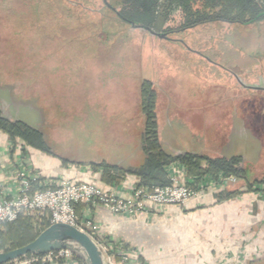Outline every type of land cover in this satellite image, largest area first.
<instances>
[{
    "label": "rangeland",
    "instance_id": "374dc122",
    "mask_svg": "<svg viewBox=\"0 0 264 264\" xmlns=\"http://www.w3.org/2000/svg\"><path fill=\"white\" fill-rule=\"evenodd\" d=\"M118 2L0 0L3 115L40 129L55 155L61 150L70 159L92 157L93 149H86L88 138H94L95 130L113 125L107 122L110 118L118 120L114 113L135 78L141 75L139 86L144 79L152 81L160 57L166 67L161 78L156 75L152 81L155 88L158 83L175 82L182 102H198L193 108L197 133L186 134L181 120L167 132L169 140L214 158L243 156L250 179L263 178L264 23L210 22L178 30L182 16L176 12L162 28H152L167 36L160 38L122 21ZM180 109L188 110L185 105ZM136 127L129 126L133 133ZM119 147L122 153L124 147ZM229 186L246 190L238 178ZM34 228L37 231V222Z\"/></svg>",
    "mask_w": 264,
    "mask_h": 264
},
{
    "label": "crops",
    "instance_id": "0c3cea01",
    "mask_svg": "<svg viewBox=\"0 0 264 264\" xmlns=\"http://www.w3.org/2000/svg\"><path fill=\"white\" fill-rule=\"evenodd\" d=\"M165 55L169 59L168 52ZM160 61V57L155 60L152 81L156 75L158 79L163 75L161 70L166 66L162 67ZM138 76L129 95L114 113L118 120L110 118L107 122L113 125L95 130L94 138H88L86 149H93L95 155L92 157L79 155L70 159L61 155V150H57L56 155H49L33 147H27L26 153L20 148L11 153L9 137L0 132V184L15 191L14 171L24 166L45 178L87 181L129 198L139 182L138 177L126 175L120 183L109 184L103 181L100 172H93L88 164L106 162L124 168H136L142 164L144 155L140 138L143 115L139 106V80L142 78ZM156 89L159 139L163 148L172 154H198L197 149L187 151L167 137V132L174 131V124H181V120L186 126V134H195L197 127L193 125L197 112L193 108L198 106L197 99H184L182 102L175 82L158 83ZM210 104L212 108L215 105L214 102ZM184 105L188 110L182 112L180 108ZM129 126H137L138 131L133 133ZM119 140L122 142L119 143ZM119 146L124 147L122 153L117 151ZM63 158L72 163L63 165ZM167 171L169 178L177 177L181 182L189 180L180 163L171 164ZM234 189L231 186H211L198 192L184 205L168 206L136 216L114 215L100 205L90 208L78 205L77 211L80 215H91L99 223L103 234L137 249L144 264H264V194L243 192L223 201L217 197L224 190Z\"/></svg>",
    "mask_w": 264,
    "mask_h": 264
},
{
    "label": "trees",
    "instance_id": "16d2710c",
    "mask_svg": "<svg viewBox=\"0 0 264 264\" xmlns=\"http://www.w3.org/2000/svg\"><path fill=\"white\" fill-rule=\"evenodd\" d=\"M120 3L118 17L135 26H145L154 30L162 28L173 14L180 12L182 23L178 30H186L210 22H227L245 26L264 23V0H116ZM112 7L114 6L111 5ZM87 33L91 31L87 28ZM165 31L164 33H169ZM52 35L55 31L52 27ZM50 33V34H51ZM57 35V34H55ZM58 37V36H57ZM62 38V37H61ZM139 106L143 115V128L140 145L144 155L143 162L136 168H124L106 162H90L93 172H100L103 181L118 184L126 175L138 177V188L163 187L170 184L167 168L173 163L186 167L188 185L196 190L208 178L218 180L219 174L235 176L246 187V190H224L217 197L219 200H230L242 192L255 191L253 182L264 183L263 178L250 179V171L245 166V159L240 155L230 157H210L204 154L185 153L172 154L167 152L159 139L158 124V92L151 80H142L139 87ZM0 131L7 134L12 145L24 142L49 155L53 151L46 143L44 133L21 120H11L3 115L0 108ZM26 153V149H23ZM63 165L70 162L62 160ZM81 163L80 165H82ZM84 166V165H83ZM42 179L32 184V191L42 190ZM39 218H42L39 220ZM37 222V231L34 228ZM48 219L40 215L21 216L16 221L6 224L0 230V252L9 251L27 245L41 231L50 226ZM31 255V254H30ZM79 259H81L79 257ZM85 263V262H83Z\"/></svg>",
    "mask_w": 264,
    "mask_h": 264
},
{
    "label": "built area",
    "instance_id": "2783aa9c",
    "mask_svg": "<svg viewBox=\"0 0 264 264\" xmlns=\"http://www.w3.org/2000/svg\"><path fill=\"white\" fill-rule=\"evenodd\" d=\"M23 149L22 145H10L9 152ZM42 179V190L32 191V184ZM15 191L0 184V230L23 215L42 214L51 224L68 223L86 231L99 246L106 264H144L140 252L123 241L103 234L98 222L91 215H80L78 205L87 208L100 205L118 216H136L150 213L155 209L184 205L198 192L211 186L226 188L237 182L233 176L218 180L207 179L196 190L181 182L177 177L170 178V184L163 187L132 189L131 196L124 198L114 190L89 182L63 178H45L27 167H17L13 174ZM255 192L264 194V183L255 185ZM71 249H58L41 255H28L13 259L4 264H85Z\"/></svg>",
    "mask_w": 264,
    "mask_h": 264
},
{
    "label": "water",
    "instance_id": "95a60500",
    "mask_svg": "<svg viewBox=\"0 0 264 264\" xmlns=\"http://www.w3.org/2000/svg\"><path fill=\"white\" fill-rule=\"evenodd\" d=\"M138 27L148 30L152 35L167 38L165 34L158 33L149 27ZM64 248L74 251L85 264H106L103 252L91 236L86 231L68 223H53L27 245L9 251H1L0 264L30 254L41 255Z\"/></svg>",
    "mask_w": 264,
    "mask_h": 264
}]
</instances>
